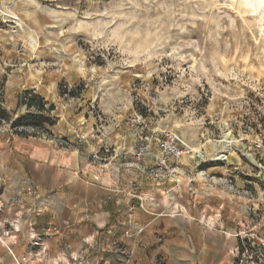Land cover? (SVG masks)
<instances>
[{
    "label": "rangeland",
    "instance_id": "rangeland-1",
    "mask_svg": "<svg viewBox=\"0 0 264 264\" xmlns=\"http://www.w3.org/2000/svg\"><path fill=\"white\" fill-rule=\"evenodd\" d=\"M16 72L38 83L43 77L54 94L47 106H55L49 111L55 123L58 106L66 118L71 111V120L94 121L96 136L135 138L127 120L136 111L152 127L179 135L191 151L172 163L180 178L168 194L192 214L224 219L232 201L255 200L254 184L264 187V0H0L1 105L6 84L21 79ZM26 91L24 85L19 98ZM19 105L16 116L8 111L2 120L10 126L0 134L50 137L12 127L36 112ZM228 141L232 147L222 160ZM106 149L92 155L111 157L110 145ZM165 169L159 170L168 178L173 173ZM237 178L247 192L232 187ZM247 213L253 226L264 207ZM208 224L214 228L212 218ZM240 231L259 243L256 229Z\"/></svg>",
    "mask_w": 264,
    "mask_h": 264
},
{
    "label": "crops",
    "instance_id": "crops-1",
    "mask_svg": "<svg viewBox=\"0 0 264 264\" xmlns=\"http://www.w3.org/2000/svg\"><path fill=\"white\" fill-rule=\"evenodd\" d=\"M42 79L10 80L2 107L16 116L24 85L53 102ZM58 109L50 137L0 134V264H234L238 230L252 227L264 242V218L251 226L247 213L264 207L258 183L259 197L232 201L224 219L192 214L169 198L179 174L155 177L157 150L141 167L129 162L133 134L96 136L94 121L71 120V111L66 118ZM109 145L111 157L90 159ZM231 185L248 190L241 178Z\"/></svg>",
    "mask_w": 264,
    "mask_h": 264
},
{
    "label": "built area",
    "instance_id": "built-area-1",
    "mask_svg": "<svg viewBox=\"0 0 264 264\" xmlns=\"http://www.w3.org/2000/svg\"><path fill=\"white\" fill-rule=\"evenodd\" d=\"M151 124L152 122L148 117L136 111L128 118L127 125L131 130L135 131L136 138L132 156L136 163H140L157 148L155 166L157 169L154 170V175L159 181H162L165 176L160 173L159 169L167 168L173 173L172 163H179L186 154H190L191 150L190 146L173 131L159 130L152 127ZM6 125L10 126V123L1 122L0 132L5 131ZM82 137L84 138V136ZM92 156L95 159H103L98 153ZM236 235L240 238V242L234 250L236 260L234 264H264V242L261 240H259V243L256 242V239L253 236L246 235L245 231L237 232Z\"/></svg>",
    "mask_w": 264,
    "mask_h": 264
},
{
    "label": "trees",
    "instance_id": "trees-1",
    "mask_svg": "<svg viewBox=\"0 0 264 264\" xmlns=\"http://www.w3.org/2000/svg\"><path fill=\"white\" fill-rule=\"evenodd\" d=\"M63 92L67 93L66 90L62 91V93ZM19 100L20 104H24L28 109H34L36 110V112H29L24 117H20L19 119L14 120L12 123V127H33L51 134L48 126L53 125L55 123V119L50 116L49 111L52 112L55 109V106L53 104L47 106L48 103L45 98L42 97V95L28 90L21 94ZM45 115H47L48 117H45ZM9 116V112L0 104V124L2 120H8L10 118ZM16 133L26 134L28 132L26 130H16Z\"/></svg>",
    "mask_w": 264,
    "mask_h": 264
},
{
    "label": "bare ground",
    "instance_id": "bare-ground-1",
    "mask_svg": "<svg viewBox=\"0 0 264 264\" xmlns=\"http://www.w3.org/2000/svg\"><path fill=\"white\" fill-rule=\"evenodd\" d=\"M233 141H228L226 146H225V149L222 151V153L219 154L218 157H221L222 160H225L227 157H228V152L230 150V147H232L231 143ZM194 149H196V151H202L201 150V146H196Z\"/></svg>",
    "mask_w": 264,
    "mask_h": 264
}]
</instances>
